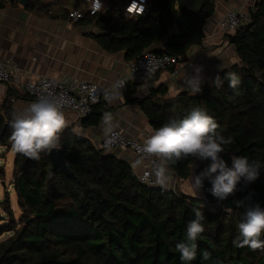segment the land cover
I'll list each match as a JSON object with an SVG mask.
<instances>
[{
  "label": "trees",
  "instance_id": "trees-1",
  "mask_svg": "<svg viewBox=\"0 0 264 264\" xmlns=\"http://www.w3.org/2000/svg\"><path fill=\"white\" fill-rule=\"evenodd\" d=\"M217 1L228 0H148L144 12L132 18L106 10L82 20L99 28L101 33L92 37L102 49L122 51L129 62L147 49L180 62L192 46L202 43L205 22ZM27 2V8L46 13L50 6L43 0ZM81 3L72 0L75 8ZM69 11L62 7L58 15L67 17ZM248 13L242 26L224 34L238 61L215 73L200 93L169 97L165 84L153 85L156 75L147 83L146 96L127 100L138 105L153 130L199 106L217 121V131L231 138L232 143L225 145L227 153L264 162V0H254ZM176 18L190 19L183 34L176 32ZM227 72L241 77L238 89L230 88L226 79L219 88L212 83ZM132 88L130 84L127 92ZM108 111L100 100L81 125L97 126ZM13 116L12 105L0 103V148L12 147ZM60 144L73 177L60 169L53 171L49 154L33 160L15 152L12 184L20 216L15 218L8 196L0 201V220L5 221L0 236L10 233L0 241V264H264V250L234 243L244 209L205 204L178 186H147L137 179L128 160L97 149L72 128L62 132ZM200 163L192 158L167 161V174L187 180ZM194 208L205 216V231L192 242L186 228L194 219ZM178 242L196 244L194 260L181 261L175 248ZM204 252L209 253L207 259Z\"/></svg>",
  "mask_w": 264,
  "mask_h": 264
},
{
  "label": "crops",
  "instance_id": "crops-1",
  "mask_svg": "<svg viewBox=\"0 0 264 264\" xmlns=\"http://www.w3.org/2000/svg\"><path fill=\"white\" fill-rule=\"evenodd\" d=\"M43 1L50 4L47 13L27 8V5L22 6L17 0H0L3 4L0 7V61L15 66L19 77L18 85L13 87L0 83V103L12 105L14 114H19L27 105L36 101L24 88V81L34 75L79 78L103 87L127 71L129 61L125 59L124 52L109 53L92 37L101 33L95 23L85 20L74 22L58 15L62 7H73L72 0ZM251 1L254 0L217 1L214 14L205 22L202 43L192 46L184 60L174 68L160 72L153 85L165 84L169 97L191 93L182 90V87L185 76L193 73L194 66H202L204 69L203 85L221 71L220 65L225 69L236 63L238 58L235 48L224 38L222 31L215 28V24L227 10L243 9ZM131 85L132 92L117 96L107 105L109 111L103 113L97 126L83 127L75 112L65 110L66 119L70 122L67 128L90 139L95 146L112 128L136 139H145L153 129L138 105L127 100L146 96L148 85ZM8 88H11V95H8ZM109 152L128 160L134 172L139 171L146 162V159L133 156L127 151Z\"/></svg>",
  "mask_w": 264,
  "mask_h": 264
},
{
  "label": "clouds",
  "instance_id": "clouds-1",
  "mask_svg": "<svg viewBox=\"0 0 264 264\" xmlns=\"http://www.w3.org/2000/svg\"><path fill=\"white\" fill-rule=\"evenodd\" d=\"M219 69L223 71L224 67L220 65ZM203 71L202 66H194L193 73L185 76L182 90H189L192 95L200 93L204 80ZM225 79L234 90L242 82L237 73L227 72L223 79L217 75L212 83L219 88ZM69 123L62 101L51 95H42L22 112L14 114L10 136L12 147L26 158L39 160L42 153L50 154L53 150L60 149L61 134ZM219 127L205 109L196 106L184 118H170L161 127L154 129L145 138L140 151L148 157L160 159L161 164L155 172L157 183L163 185L168 179L167 161L175 162L187 158H192L195 162L210 161L198 175H194L192 187L196 194L203 189L204 180L207 179L211 183L208 192L223 201L235 194L241 181L251 183L257 180L264 170V162L233 154L229 167L222 154L226 153L225 145L231 144L232 140L221 135L217 131ZM245 201H249L247 206ZM250 201V196L245 200L235 201L237 207H245V211L243 219L237 225L239 236L234 243L252 251L264 250V208L259 203L252 204ZM193 211L194 219L187 223L186 228L188 240L192 242L205 231L202 223L205 216L199 209L194 208ZM175 248L183 262H190L196 257L195 243L178 242ZM208 255L207 252L202 253L204 259Z\"/></svg>",
  "mask_w": 264,
  "mask_h": 264
},
{
  "label": "built area",
  "instance_id": "built-area-1",
  "mask_svg": "<svg viewBox=\"0 0 264 264\" xmlns=\"http://www.w3.org/2000/svg\"><path fill=\"white\" fill-rule=\"evenodd\" d=\"M147 1L126 0L125 2H120L114 0L107 3L103 0H82L81 7H72L67 17L77 22L86 16H96L101 12L110 10L114 15L122 13L123 16L132 18L144 12ZM49 12L51 13L52 11L49 10ZM247 20L248 15L244 9H229L218 19L215 28L222 32L232 33ZM177 63L179 62L174 56L147 49L128 62L127 71L124 75L103 87L79 78L64 79L47 75H34L24 81V88L28 95L35 100L42 95H51L61 100L63 111H73L78 119L81 120L89 115L92 106L100 100L108 105L117 96L125 94L130 84H147L160 72L174 68ZM0 83L12 87L13 85H18V69L0 61ZM144 140L136 139L117 128H112L108 130L95 147L106 151H127L133 156L146 159L144 166L139 171H135L137 179L147 186L160 185L161 187H168L165 184L157 183L155 172L161 164L160 159L154 156L148 157L140 151ZM169 175L167 174V176Z\"/></svg>",
  "mask_w": 264,
  "mask_h": 264
},
{
  "label": "water",
  "instance_id": "water-1",
  "mask_svg": "<svg viewBox=\"0 0 264 264\" xmlns=\"http://www.w3.org/2000/svg\"><path fill=\"white\" fill-rule=\"evenodd\" d=\"M9 1L12 2L14 0H9ZM27 1L28 0H18V2L22 6H26L28 3ZM2 6L3 4L0 2V7ZM174 26L178 34H183L190 26V19L176 18L174 20ZM222 156H223V159H225V161L227 162L228 166L230 167L231 166V159H230L231 154L226 152V153H223ZM49 159L51 161L53 171L60 169L65 174H67L69 177H73V173L69 171L66 165L64 153L61 147L59 150H53L49 154ZM209 163L210 161L201 162L197 167H195L196 175H198ZM0 172H2L1 168H0ZM210 187H211V183L207 179H205L203 191H204L207 201L210 203L220 204L224 206L225 208H229L232 210L234 209H244L245 210V207H237L235 201L245 200L246 197L250 196L251 197L250 202L252 204L259 203L260 206L264 208V191H263L264 176H260L257 180L251 183H246L244 181H241L240 184H238L237 186V191L235 192V194L230 196L227 200H223V201L218 200L217 198L212 196L210 192H208V189ZM248 203L249 201H245V206H247Z\"/></svg>",
  "mask_w": 264,
  "mask_h": 264
},
{
  "label": "rangeland",
  "instance_id": "rangeland-1",
  "mask_svg": "<svg viewBox=\"0 0 264 264\" xmlns=\"http://www.w3.org/2000/svg\"><path fill=\"white\" fill-rule=\"evenodd\" d=\"M107 2V0H103ZM120 1V0H119ZM123 2V0H121ZM110 3V2H107ZM253 1L251 3H247L243 6V9L248 15L249 18V8L252 6ZM225 32H222L224 36ZM15 150L10 146H2L0 148V168L2 172L0 173V201L8 196L9 201L11 203L12 210L15 214V218L18 219L20 216V210L17 205L16 194L14 191V186L12 184V170H13V160H14ZM195 168H192L191 175L187 180L176 179L173 175H169L167 179V183L164 184L170 187L178 186L179 190L183 192L185 195L189 197H193V199L201 200L203 203L208 202L203 189H201L198 194L193 191L192 181L194 178ZM210 203V202H209ZM208 204V203H207ZM4 216V213L2 212ZM4 219L0 220V224L4 223ZM10 233L6 232L0 236V241L5 239Z\"/></svg>",
  "mask_w": 264,
  "mask_h": 264
}]
</instances>
